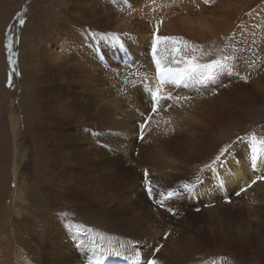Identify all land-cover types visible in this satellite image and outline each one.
Segmentation results:
<instances>
[{
    "label": "bare ground",
    "instance_id": "obj_1",
    "mask_svg": "<svg viewBox=\"0 0 264 264\" xmlns=\"http://www.w3.org/2000/svg\"><path fill=\"white\" fill-rule=\"evenodd\" d=\"M25 1L32 0L0 3V33ZM130 1L117 12L108 0H34L8 90L0 66L8 109L0 127V264H101L109 255L143 264L150 253L158 264H264V145L237 140L256 99L264 109V71L250 70L248 51L241 60L233 50L241 29H251L238 15L251 7L220 29L205 16V0ZM156 1L164 5L158 12ZM255 4L264 10V0ZM153 8L156 26L146 28ZM256 28V39L247 34L261 49L264 31ZM106 33L130 55L102 43ZM216 44L232 70L216 72L215 87L206 75L160 86L153 45L157 58L171 59ZM158 88L180 99L153 112L147 90ZM228 144L229 160L206 168ZM170 189L181 194L158 195ZM68 224L92 231L70 239Z\"/></svg>",
    "mask_w": 264,
    "mask_h": 264
},
{
    "label": "rangeland",
    "instance_id": "obj_2",
    "mask_svg": "<svg viewBox=\"0 0 264 264\" xmlns=\"http://www.w3.org/2000/svg\"><path fill=\"white\" fill-rule=\"evenodd\" d=\"M3 0H0V3L2 2ZM39 2L43 1V2H47L48 0H38ZM61 0H58V3H62L60 2ZM121 1H126L125 3H121ZM217 0H211L210 3H205V1L203 2L205 9L207 10L206 13H205V16L207 18H209V20L211 19V24L214 26L216 25V27H219L220 29H223V28H226V27H229L232 23V16L233 14L236 12L239 11V10H242V9H245L247 8V6H250L251 8L248 9V10H245V11H242L240 15H238L239 17L242 16V15H245V18L242 22H244L245 24L248 23L247 21L251 22L250 24L248 23V27L251 28L247 29V27H243L241 29V34L240 36L237 38V43L233 45V50L235 53H238L241 57V60H244L243 56L244 54L248 51L250 53V70L253 72L254 70H258V72L260 73H263L264 71V65L262 66L260 63H264V48H261L258 46L257 49H255V47H253L254 44H256V42H254V39H256L258 36H257V33L255 35V29L254 28H259L260 30H263L264 31V10L261 9L260 6H258V4H255L257 1L259 0H219V2L221 4H218L216 3ZM127 2H131L130 0H108V3H112L111 6H113V9L116 10L117 12H119V8L122 7V5H127ZM215 2V3H214ZM157 5L155 6V8H157V12L160 8H163L164 5H158L159 3L156 1ZM7 4V3H6ZM118 4V5H117ZM34 5H35V2L34 0L28 2V1H25V4L23 5L24 8L20 11H18L13 18H10L9 21H8V26L4 25V27L2 28L1 30V33H0V66H2V62L3 64L5 65V69H6V85L4 84L3 82V86L5 87L6 90H8V88L11 87V81L13 80V76L11 74V71L15 70L17 72V69H15L16 67L18 68V66L20 65V52H21V48H20V44H21V41H22V34L24 33L23 30H24V27L26 25V22L28 21V18H30V14H31V11L33 12L32 8H34ZM209 5V6H208ZM159 6V7H157ZM3 8V7H2ZM25 9H28V13L25 12ZM232 9L233 12H232ZM47 10H51L50 8H47ZM53 10L54 12L58 10V7L54 6L53 7ZM52 10V11H53ZM153 11L154 14H152L151 12ZM121 13V12H120ZM150 14L148 15H152L151 17L153 18V22H149L147 23L146 25V28H150L152 26H154V22L155 20L157 19V16H155V10L154 8L151 9L149 11ZM250 13H252V17H249ZM249 17V18H248ZM156 18V19H155ZM155 19V20H154ZM262 19V20H261ZM39 19H37L36 21H38ZM256 20V21H255ZM261 20V21H260ZM23 21V23H21ZM255 21V22H254ZM161 22V20H160ZM257 22V23H256ZM261 24H259V23ZM15 23L13 26L12 24ZM257 26H256V24ZM236 24H237V21L234 20L233 21V28L236 27ZM247 25V24H246ZM245 25V26H246ZM251 27H250V26ZM156 26V24H155ZM253 27V28H252ZM256 28V29H257ZM246 29V31L244 30ZM254 31H253V30ZM252 30V31H251ZM23 32V33H22ZM253 32V33H252ZM247 33H250L251 35H255L251 41V37L250 34H247ZM264 37V36H263ZM248 38V39H247ZM246 40V41H245ZM250 43V44H249ZM252 43V44H251ZM254 43V44H253ZM31 44V43H30ZM258 44V43H257ZM247 45V46H246ZM247 47V48H246ZM250 47V48H248ZM198 49H194V53L196 51V53L194 54L192 52V50H190L192 52V55L194 56H197L198 60L200 63H209L211 62L212 60L214 59H219L221 58L223 55H227L226 52L224 50H219L221 49V46L220 44H216L214 45V47H209L208 48V51H204V46L202 47H197ZM206 49V48H205ZM237 49V50H236ZM250 49V50H249ZM254 49V50H253ZM252 50V51H251ZM257 50V51H256ZM261 50V51H260ZM222 51V54H219L220 52ZM256 51V52H255ZM260 51V52H259ZM199 52V53H197ZM201 54V55H200ZM219 54V55H218ZM262 54V55H260ZM203 55V56H202ZM211 55V56H210ZM209 56V57H208ZM252 56V57H251ZM260 58L261 60H259L258 58ZM262 56V57H261ZM206 57V58H204ZM243 58V59H242ZM203 59V60H202ZM258 61H256V60ZM201 60V61H200ZM257 62V63H256ZM255 63V64H254ZM258 63L260 64V66L258 65ZM253 64H254V68L253 70L251 69L253 67ZM259 67H258V66ZM256 66V67H255ZM261 69V70H260ZM263 70V71H262ZM250 71V72H251ZM8 73H9V76H8ZM264 74V73H263ZM254 77L255 75L249 77V81H253L254 80ZM213 79L212 80V85L213 87H215V75L214 77H212ZM217 79V78H216ZM10 81V82H9ZM248 81V82H249ZM250 81V82H251ZM222 83L224 84V82L222 81ZM10 85V86H9ZM8 87V88H7ZM5 92L2 90L0 91V127H2L1 123L3 121V117L2 115L4 114V111L8 110L7 109V104H6V100H5ZM259 102H261L260 100L256 99L255 100V105H252L250 109H252V117L248 118L247 120L244 121V123H246V125L244 126L245 128V132L246 133H243L241 135H239L238 137H242V136H247V137H250L248 138L249 140L253 141V142H260L261 140L264 141V139H257L255 138V136H261V137H264V109L262 110V108L259 106V109L258 106L255 107L256 105L259 104ZM254 106V107H253ZM263 107H264V104H263ZM19 110H21V107L19 108ZM259 110V111H258ZM258 111V112H257ZM263 111V112H261ZM261 112V113H260ZM17 113V111H16ZM255 113V114H253ZM262 119V120H261ZM243 121V120H242ZM242 121L240 122V124H242ZM261 122V123H260ZM260 123V124H259ZM262 124V125H261ZM255 125H258L255 127ZM260 125V126H259ZM249 126V127H248ZM260 128V129H259ZM238 129H241V127H238ZM259 129V130H258ZM0 132H1V129H0ZM240 131L238 130H235V134H239ZM248 134H250L248 136ZM254 134V135H253ZM252 136V137H251ZM0 137H3V136H0ZM254 138V139H253ZM1 148L5 149V142L0 144ZM18 151H22V149L18 146L17 148ZM11 155H12V151H11ZM4 156V155H3ZM2 156V157H3ZM1 171V170H0ZM32 177V176H31ZM230 199V198H229ZM161 209L164 211H168V207L166 205H163L161 207ZM169 213H172V212H169ZM80 221V220H78ZM80 222H83V221H80ZM2 228H4V226H2ZM11 230V228H9V231ZM228 257V256H226ZM226 260V259H225ZM226 262V261H225Z\"/></svg>",
    "mask_w": 264,
    "mask_h": 264
},
{
    "label": "snow or ice",
    "instance_id": "obj_3",
    "mask_svg": "<svg viewBox=\"0 0 264 264\" xmlns=\"http://www.w3.org/2000/svg\"><path fill=\"white\" fill-rule=\"evenodd\" d=\"M211 0H205V3H210ZM23 23V21L21 22ZM98 39L101 40L102 43H107L108 46H114L118 48V50L125 56L130 55L127 47L124 43L120 41V38L116 36V34H104ZM156 41H160L161 39L168 40L170 38L164 37L161 38L159 36H156ZM187 47V46H185ZM100 45H97V52L99 53ZM176 53H180L181 49H175ZM194 51V50H193ZM158 56V49L156 45H153L152 47V57L156 65V76L159 81L160 86H163L164 84H172L174 86H178L180 83L187 81L189 79H192L197 76H207L208 78L214 77L216 72L223 71V70H232L231 65V57L228 55H223L219 59H214L209 63H200L198 58L194 55L188 56L187 54L184 55H173L171 59H168L167 57H161L157 58ZM174 65V66H173ZM182 65V66H181ZM245 81L247 78H244ZM150 91L151 95V102H152V111H157V105L166 99H177L179 100V97H173L170 93L168 96H160L158 95L159 88L156 91ZM186 99V98H185ZM143 124L141 125V128H143ZM248 137H237V140L240 142H243L244 140H247ZM254 139V138H253ZM258 143H261L264 145V141H260ZM234 145L228 144L221 147L218 154L215 156V158L212 160V162L208 165H206V168L209 170L216 169L218 167H221L225 164V161L229 160V158L232 156V150ZM250 161L255 159V155L249 157ZM225 177L223 175L217 177L218 182H223ZM259 179H264V176L259 177ZM144 183L147 186L146 187V193L151 197L154 194L153 187L151 186V182L149 180V175L147 170H145L144 173ZM255 183V181H253ZM194 185L192 184H184L182 185V189L184 191H190ZM181 192L176 189H170L166 193L160 192L158 195L161 198H172L174 196L180 195ZM239 194V193H237ZM68 232H69V238L75 239L78 238L81 234L84 232L90 233L91 229H85L80 224H68L67 226ZM154 251H159V249H155ZM137 264H140V261H137ZM143 264H158V261L154 258H152L151 253L147 258L143 260Z\"/></svg>",
    "mask_w": 264,
    "mask_h": 264
}]
</instances>
